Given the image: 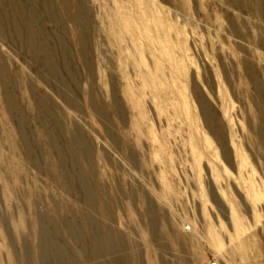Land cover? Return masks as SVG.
<instances>
[{
  "label": "rangeland",
  "instance_id": "rangeland-1",
  "mask_svg": "<svg viewBox=\"0 0 264 264\" xmlns=\"http://www.w3.org/2000/svg\"><path fill=\"white\" fill-rule=\"evenodd\" d=\"M0 264H264V0H0Z\"/></svg>",
  "mask_w": 264,
  "mask_h": 264
}]
</instances>
